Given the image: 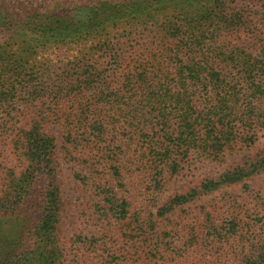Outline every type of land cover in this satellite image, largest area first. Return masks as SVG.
Returning <instances> with one entry per match:
<instances>
[{"label":"trees","instance_id":"1","mask_svg":"<svg viewBox=\"0 0 264 264\" xmlns=\"http://www.w3.org/2000/svg\"><path fill=\"white\" fill-rule=\"evenodd\" d=\"M131 2L121 0L83 8V19L77 23H48L42 19L43 14H20L0 5V27L8 22L13 31L27 37L28 46L39 42L81 43L87 36L97 40L88 58L71 62L69 70L48 75L40 71L29 78L34 87L51 82L50 102L59 114L57 120L67 127V137H73V129L78 132V139L95 134L109 146L117 135L130 136V129L140 133L148 127L150 131L153 127L140 126L133 120L120 127L114 123L119 121L115 116L124 117L130 101L139 96L160 102L156 124L161 140L151 151L154 163L175 171L183 166L188 153L219 159L228 149L249 146L264 130V17H258L261 11L228 0ZM167 9L171 11L170 19L159 23L155 14ZM109 29L115 32L113 38L109 37ZM98 52L103 61L95 60ZM17 61H0L4 64L0 81L1 75L11 71L10 64H18ZM1 84L0 88L7 90L8 85ZM7 93L0 91V112L7 107L3 105ZM152 106L149 105L151 109ZM20 127L10 120L3 127L10 130L6 137L14 151H19L31 165L18 178L5 182L0 173V264H73V259H62L66 252L57 239L60 211L52 192L46 191L36 223L32 228L27 226L32 207L31 175L42 163L44 168L50 166L54 145L51 136L22 134L17 131ZM89 128L92 133L87 132ZM262 163L264 158L259 166ZM185 200L184 195H176L167 209ZM196 227L190 228L189 237V232L173 233L171 239L178 234L182 240L174 247L169 244L174 254L182 258L195 244ZM137 236L139 243L144 242L142 231ZM29 238L33 241L28 242ZM195 245L205 247L200 242ZM259 246L254 248L260 251V264H264V245ZM141 247L137 245L133 253L138 263L123 249L112 246H107V252L96 262L149 264L142 261L145 254ZM154 250L157 252L158 248Z\"/></svg>","mask_w":264,"mask_h":264},{"label":"rangeland","instance_id":"2","mask_svg":"<svg viewBox=\"0 0 264 264\" xmlns=\"http://www.w3.org/2000/svg\"><path fill=\"white\" fill-rule=\"evenodd\" d=\"M120 1L0 0V5L20 14H43L42 19L48 23H77L83 19V8ZM228 3L253 7L261 11L260 19L264 17V0H228ZM170 15L167 9L156 13L155 18L160 23L170 19ZM1 27L0 61L18 59V64H10L11 71L7 77L1 75L0 81L2 86L8 85L7 90L0 88L1 92L8 91L3 101L7 107L0 112L1 180L18 178L31 165L12 148L10 138L6 137L10 130L3 128L7 121L17 122L21 126L17 131L22 134L53 138L50 166L44 168L42 163L37 173L31 175L29 207H32L27 226L32 228L36 223L46 191L52 192L60 211L57 239L66 252L62 259H73V264H99L96 261L107 252L106 247L112 246L115 250L123 249L138 263L133 253L139 245L145 254L142 261L149 264L261 263L260 251L254 247L264 245V163L259 166L264 158V130L257 133L249 146L228 149L219 159L188 153L183 166L172 171L160 162H152L155 158L151 157L152 149L161 140L156 124L160 102L152 97L147 100L135 96L128 112L124 117L115 116L119 121L114 123L120 127L133 120L140 126L153 127L150 131L148 127L140 133L130 129V136L117 135L109 146L95 134L78 139L75 137L78 132L73 129V137L69 139L67 127L57 120L59 114L50 102L51 82L34 87L29 78L40 71L48 75L69 70L71 62L88 58L97 40L87 36L81 43L39 42L28 46L27 37L13 31L8 22ZM109 32L113 38L115 32ZM100 55L98 52L96 61H103ZM3 66L0 62L2 72ZM87 132L92 133V129ZM176 195H184L186 200L167 209ZM193 225L198 226L194 229L198 240L193 243L200 242L205 247L193 244L181 258L169 244L174 247L182 240L178 234L171 238L176 230H181V234L189 232V237ZM198 228L204 230L200 232ZM139 231L145 236L142 243L138 240ZM27 241L32 242L33 238ZM78 257L80 261H76Z\"/></svg>","mask_w":264,"mask_h":264}]
</instances>
